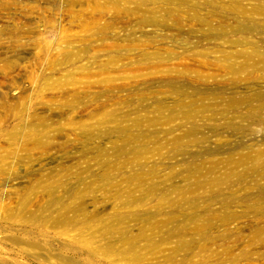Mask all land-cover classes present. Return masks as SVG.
Returning a JSON list of instances; mask_svg holds the SVG:
<instances>
[{
    "label": "rangeland",
    "instance_id": "374dc122",
    "mask_svg": "<svg viewBox=\"0 0 264 264\" xmlns=\"http://www.w3.org/2000/svg\"><path fill=\"white\" fill-rule=\"evenodd\" d=\"M0 264H264V0H0Z\"/></svg>",
    "mask_w": 264,
    "mask_h": 264
}]
</instances>
